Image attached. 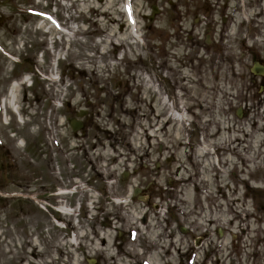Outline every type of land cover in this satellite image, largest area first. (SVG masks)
Segmentation results:
<instances>
[{
  "label": "rangeland",
  "instance_id": "obj_1",
  "mask_svg": "<svg viewBox=\"0 0 264 264\" xmlns=\"http://www.w3.org/2000/svg\"><path fill=\"white\" fill-rule=\"evenodd\" d=\"M224 1L0 0V264H264V0Z\"/></svg>",
  "mask_w": 264,
  "mask_h": 264
},
{
  "label": "flooded vegetation",
  "instance_id": "obj_2",
  "mask_svg": "<svg viewBox=\"0 0 264 264\" xmlns=\"http://www.w3.org/2000/svg\"><path fill=\"white\" fill-rule=\"evenodd\" d=\"M216 2H215V4H213V3H210V1L209 0H204V2H207V3H210V4H208V8H214V9H221V7H226V6H228V4H229V1H224V2H221L220 4H217V2H218V0H215ZM230 1H232V0H230ZM240 1H241V3H243L241 6L242 7H244V5L246 4V5H249V3H250V1H246V3L244 2V0H234V3L237 5V6H240ZM203 7H205L204 5H202ZM206 8V7H205ZM207 11V8H206V10H205V12ZM235 11H236V13H237V9H235ZM214 12L219 16V13L220 12H218V11H215L214 10ZM208 13H211L212 14V12L211 11H208V12H206V18H204L205 20V25H206V22H207V15H208ZM245 10H244V12H243V14H242V18L243 19H246V16H245ZM230 19L232 18V15H230V17H229Z\"/></svg>",
  "mask_w": 264,
  "mask_h": 264
},
{
  "label": "water",
  "instance_id": "obj_3",
  "mask_svg": "<svg viewBox=\"0 0 264 264\" xmlns=\"http://www.w3.org/2000/svg\"><path fill=\"white\" fill-rule=\"evenodd\" d=\"M251 72L254 75L263 76L264 75V67L260 66L258 63H254L253 64V67L251 68ZM237 116L240 117V111H238ZM71 126H72L73 129H76L75 123H73ZM180 230H181V233H184V231H185L182 228ZM89 264H94V261L93 260H90L89 261Z\"/></svg>",
  "mask_w": 264,
  "mask_h": 264
},
{
  "label": "trees",
  "instance_id": "obj_4",
  "mask_svg": "<svg viewBox=\"0 0 264 264\" xmlns=\"http://www.w3.org/2000/svg\"><path fill=\"white\" fill-rule=\"evenodd\" d=\"M83 130H84V129H83ZM85 130H86V129H85ZM85 130H84V131H85ZM82 133H83V132H82ZM87 134H88V133H87V130H86V133H84V135H83V139H85V137L87 136ZM74 135H76V134H74ZM79 149H84V146L79 147ZM48 176H49L50 180L52 181L51 184H52V189H53L54 186H57V185H56V182H55V180H54L53 175H48ZM95 178H96V177H94V180H96ZM57 184H58V183H57ZM0 189H1V188H0Z\"/></svg>",
  "mask_w": 264,
  "mask_h": 264
}]
</instances>
